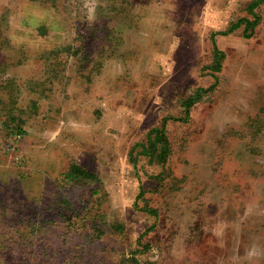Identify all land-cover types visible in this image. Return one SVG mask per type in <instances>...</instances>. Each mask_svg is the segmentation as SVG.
Segmentation results:
<instances>
[{
  "label": "rangeland",
  "instance_id": "rangeland-1",
  "mask_svg": "<svg viewBox=\"0 0 264 264\" xmlns=\"http://www.w3.org/2000/svg\"><path fill=\"white\" fill-rule=\"evenodd\" d=\"M158 21L153 0H0V264H264V60L228 48L154 163L147 132L214 83L205 30ZM71 161L98 180L67 181Z\"/></svg>",
  "mask_w": 264,
  "mask_h": 264
},
{
  "label": "crops",
  "instance_id": "crops-1",
  "mask_svg": "<svg viewBox=\"0 0 264 264\" xmlns=\"http://www.w3.org/2000/svg\"><path fill=\"white\" fill-rule=\"evenodd\" d=\"M187 1L186 0H179V1L153 0V14L154 17L159 20L157 22L159 24L158 27L159 29H166V28L169 29L170 27H172L173 30L174 29L179 30L180 35L185 34L186 39L187 40L189 39L188 42L191 44H193V42H191L190 40L193 39L198 41L200 40V36L198 35L199 33L195 34L194 32H198L201 29L205 30L206 34L202 35V38H203V42L208 44V47L210 49V56H211V58L209 57L207 60L210 62L209 64L207 63L208 65H205L206 68L209 65H211V62L213 60H215L214 48H216L218 51L222 52L223 54V58L221 60V68L223 62L226 59V50L232 47L237 49L245 48L247 51H249L250 49L252 51H254V49H257L259 51L258 54L259 57H261L264 60V10H263L264 0H189L191 1L188 2L190 6H194L195 4L199 5L203 13L201 17V22L203 25H201V23L196 25V23H198V20L195 21V27L194 30L192 31L190 30L187 24H185V26L183 25V23L187 21L186 18L181 20L177 19L179 14L181 13L180 7L182 8V5L187 4ZM33 4L34 3H32V5ZM39 6L44 8V5H39ZM216 7L218 8L217 10L214 9ZM40 18H41L40 21H38L37 19V21L35 22L36 27L38 28L40 26H45L47 30L41 29V31L36 35L37 36L39 35V37H41V39L44 40L46 37L48 38L49 29L47 25L44 24L45 17L40 16ZM33 25L31 26V28L33 27ZM17 37L18 36L16 35L14 36V41L16 43L19 42L16 39ZM7 38L10 39V37L8 36ZM257 41L259 42V45L257 44ZM42 44L44 45V47L42 50H40L41 53L36 54L35 55L36 58L33 60L34 62L35 61L40 62L42 68L45 67L44 69L45 71L41 75L40 74L35 75L34 74V72L36 71L35 70L33 73L31 72L29 74V77L35 75L36 78H38V76L40 77L43 76L44 78H46V76H48L46 75L47 73L46 70H47V66L49 65V59H48L49 53L47 55L45 51L48 50L50 52V50L53 49L56 45H51L49 39H47V41L45 42L43 41ZM60 49H61V45H60ZM221 68L219 71H214V72H212V70L207 68L209 72L208 73L209 77H211L212 82H214V77L218 79V73L221 71ZM209 87L206 88L197 87L196 89L198 88L208 89ZM205 93H203V95ZM42 100L43 101L47 100L48 102V99L46 97L42 98ZM183 101L181 102V105ZM195 104H193V106ZM68 107H69L68 105L63 104V109H68ZM171 117L177 118L178 116H171ZM189 117H190V110H189ZM171 120H175V119L174 118L169 119L168 122ZM160 123L158 125H160ZM77 124H79V122ZM169 153H171L170 144H169ZM73 162L74 161H71L69 164ZM91 172L95 173L94 171Z\"/></svg>",
  "mask_w": 264,
  "mask_h": 264
},
{
  "label": "trees",
  "instance_id": "trees-1",
  "mask_svg": "<svg viewBox=\"0 0 264 264\" xmlns=\"http://www.w3.org/2000/svg\"><path fill=\"white\" fill-rule=\"evenodd\" d=\"M46 25V24H45ZM214 58L211 62V65H209L207 68L214 71H219L221 68V60L223 58L222 52L218 51L216 48H214ZM218 79L214 77V83L210 85L208 89H202L198 88L194 91L193 94L188 96L184 99L182 106L184 108V116L183 117H173L175 120L179 121H187L189 119V110L195 104L198 102L203 93L210 91L216 86ZM17 116L15 114L11 115V119H16ZM171 116H164L161 120L160 125L154 126L151 128L146 136L145 140L140 143L141 152L144 153L149 157L150 160H152L154 163L164 165L167 161V158L169 156V143L167 136L165 134L166 132V124L169 119H173ZM18 132V131H17ZM21 131H19L20 133ZM17 134V133H15ZM131 161L134 159L130 157ZM64 177L67 181L77 180L81 181L84 178L91 179V180H98L95 173L87 170L85 167L73 162L69 164L67 170L64 172ZM143 195L142 189L137 194V197H140ZM145 212L155 216V210L151 208H142ZM135 260V259H134ZM131 264H137L136 260L133 261Z\"/></svg>",
  "mask_w": 264,
  "mask_h": 264
}]
</instances>
